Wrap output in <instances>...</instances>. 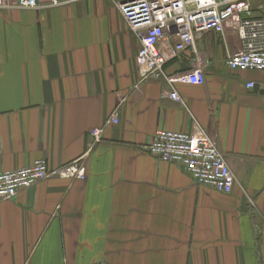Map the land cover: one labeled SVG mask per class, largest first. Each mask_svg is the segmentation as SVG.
Listing matches in <instances>:
<instances>
[{
    "label": "crops",
    "instance_id": "obj_1",
    "mask_svg": "<svg viewBox=\"0 0 264 264\" xmlns=\"http://www.w3.org/2000/svg\"><path fill=\"white\" fill-rule=\"evenodd\" d=\"M117 1L0 8V173L68 164L118 116L87 155L84 179L51 177L0 202V264H264V95L254 92L264 72L228 69L239 40L207 32L196 56L165 66L202 65V86L141 81L140 43ZM195 124L225 158L229 195L145 152L156 132Z\"/></svg>",
    "mask_w": 264,
    "mask_h": 264
},
{
    "label": "built area",
    "instance_id": "obj_2",
    "mask_svg": "<svg viewBox=\"0 0 264 264\" xmlns=\"http://www.w3.org/2000/svg\"><path fill=\"white\" fill-rule=\"evenodd\" d=\"M82 0H15L21 10H37L43 6H68ZM254 0H118L116 8L127 28L138 38L140 48L135 57L141 81L164 80L167 84L202 86V65L175 74L165 66L190 51L197 55L195 38L212 32L220 37L232 33L240 42V52L229 55L225 64L233 71L264 72V13H253ZM6 0H0V8ZM261 9V5L258 7ZM253 83L247 84L252 89ZM167 96L175 101V91ZM113 112L100 128L89 132L85 154L58 168H50L45 160L10 172L0 173V202L51 177L82 180L86 175L87 155L102 140L107 126L117 124ZM145 152L161 162L173 164L187 173L193 183L229 195L234 177L215 141L199 125L190 133L158 131ZM105 264V263H99Z\"/></svg>",
    "mask_w": 264,
    "mask_h": 264
},
{
    "label": "water",
    "instance_id": "obj_3",
    "mask_svg": "<svg viewBox=\"0 0 264 264\" xmlns=\"http://www.w3.org/2000/svg\"><path fill=\"white\" fill-rule=\"evenodd\" d=\"M254 92L264 95V90H259V86L257 85L254 87Z\"/></svg>",
    "mask_w": 264,
    "mask_h": 264
}]
</instances>
